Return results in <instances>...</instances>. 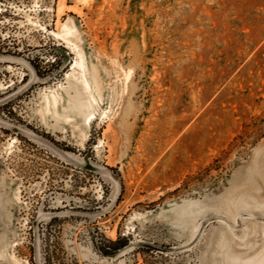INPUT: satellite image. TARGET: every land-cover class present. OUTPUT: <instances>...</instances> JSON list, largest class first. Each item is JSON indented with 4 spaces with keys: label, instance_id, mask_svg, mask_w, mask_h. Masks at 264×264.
Instances as JSON below:
<instances>
[{
    "label": "rangeland",
    "instance_id": "rangeland-1",
    "mask_svg": "<svg viewBox=\"0 0 264 264\" xmlns=\"http://www.w3.org/2000/svg\"><path fill=\"white\" fill-rule=\"evenodd\" d=\"M47 259L264 264V0H0V264Z\"/></svg>",
    "mask_w": 264,
    "mask_h": 264
},
{
    "label": "bare ground",
    "instance_id": "bare-ground-1",
    "mask_svg": "<svg viewBox=\"0 0 264 264\" xmlns=\"http://www.w3.org/2000/svg\"><path fill=\"white\" fill-rule=\"evenodd\" d=\"M75 64H76V66L82 68L80 81H81V85H82L83 89L89 92V96L92 97V100H95L94 95L90 92L91 86H90V83H89L86 75L84 74L83 64L81 63V61L75 62ZM90 116H92V115H90Z\"/></svg>",
    "mask_w": 264,
    "mask_h": 264
},
{
    "label": "trees",
    "instance_id": "trees-1",
    "mask_svg": "<svg viewBox=\"0 0 264 264\" xmlns=\"http://www.w3.org/2000/svg\"><path fill=\"white\" fill-rule=\"evenodd\" d=\"M118 241H119V238H117L115 241H111V242H113L112 244H114V245H118ZM117 248H120V247H115L113 249H117ZM47 264H50V260L49 259H47Z\"/></svg>",
    "mask_w": 264,
    "mask_h": 264
}]
</instances>
